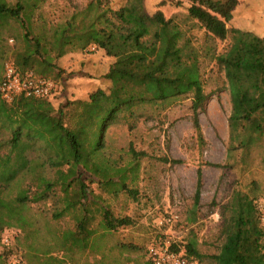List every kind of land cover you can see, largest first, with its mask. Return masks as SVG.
<instances>
[{"label":"trees","instance_id":"16d2710c","mask_svg":"<svg viewBox=\"0 0 264 264\" xmlns=\"http://www.w3.org/2000/svg\"><path fill=\"white\" fill-rule=\"evenodd\" d=\"M46 1L0 0V83L6 62H12L21 73L32 72L53 80L55 88L60 86L59 94L54 88L46 98L21 95L6 102L0 94V208H15L3 199L8 194L5 198L12 197V203L21 207L54 200L61 207L55 208L52 219L70 215L75 220L74 228L62 230L64 240L60 239L70 246L66 249L70 260L105 264L101 238L135 221L132 216L115 214L103 193L116 198L124 193L138 200L136 186L147 155L133 144L115 155L107 142L112 127L124 125L133 130L138 117H147L149 108L190 99L193 127L203 146L200 113L217 93L206 90L210 75L219 78L225 72L228 81L236 75V83L230 81L236 99L250 101L251 87L261 86L264 77L249 85L240 75L247 78L264 72V36L227 25L239 0H188L182 18L166 17L161 9L149 13L143 0H128L118 9L110 0H90L59 19L37 13ZM165 4L161 0L158 6ZM6 36L16 42L10 55L3 43ZM227 39L229 46L219 52V42ZM72 55L79 61L77 70L64 66L66 57ZM68 93L76 97L70 99ZM243 112L229 118L228 155L231 158L236 150V165L246 171L264 167V101ZM161 160L182 163L166 157ZM94 183L102 191L99 194L92 188ZM248 186L254 203L260 183L251 180ZM202 188L199 168L195 208ZM229 209L222 208L220 252L212 257L220 264H264L260 254L264 230L259 231L256 218L250 216L252 208H236V216L228 215ZM14 213L0 210V232L11 225L6 218H13ZM189 220L196 221L195 211ZM91 241L100 255L94 261L86 260ZM172 245L199 262L202 259L195 240ZM115 247L128 253L138 249L130 243ZM77 253L85 256L82 262L74 260ZM143 256L147 257L144 264H153L147 250ZM130 260L126 258L127 264Z\"/></svg>","mask_w":264,"mask_h":264},{"label":"rangeland","instance_id":"374dc122","mask_svg":"<svg viewBox=\"0 0 264 264\" xmlns=\"http://www.w3.org/2000/svg\"><path fill=\"white\" fill-rule=\"evenodd\" d=\"M89 1L47 0L37 13L41 12L50 19H59L71 12L74 6L84 7ZM110 1L116 9L128 2ZM160 1L142 2L149 13L161 9L166 17L177 15L182 18L187 14L188 0H166V4L159 7ZM227 25L264 36V0H239L234 17ZM230 42V39L219 42V52L227 49ZM3 43L11 51L10 55L16 42L11 36H6ZM240 77L252 85L264 77V72L251 73L247 78L242 75ZM252 77L253 80L250 79ZM231 78L233 80L228 81L225 72L219 78L215 73L210 75L206 90L216 89L217 93L209 98L205 111L200 113V124L206 141L203 146L198 142L193 127L190 99L149 108L147 117H138L137 126L133 130L124 125L112 127L107 142L112 144L115 155L119 154L121 148L128 149L130 144L137 150L147 152V155L141 161V174L136 186L139 191L138 200L133 201L124 193L117 198L103 193L115 214L132 216L135 221L134 225L101 238L105 264H127L126 258L131 259L129 264H144L147 257L143 253L154 242L169 241L183 246L190 240L197 242L202 255L200 264H220L212 256L220 252L218 231L222 208L226 207L230 208L226 210L228 215L235 216L236 208H252L250 216L256 218L258 230H264V167H251L242 171L241 166L236 165L239 153L235 150L231 158L228 155L231 144L229 118L264 101V82L261 86L251 87L250 101H242L236 99V91L231 89L230 81L236 83V75ZM221 87L226 89L221 90ZM55 90L59 94L60 86H56ZM67 95L70 99L76 97V93ZM164 157L182 160V163H166L161 160ZM215 164L222 166L216 167ZM199 168L203 172V188L200 204L195 208L194 194ZM46 175L49 176L48 172ZM251 180L260 183L259 197L254 203L248 192V182ZM92 188L97 194L102 192L95 183ZM58 194L61 196L60 191ZM8 195L3 199L10 201L15 208L0 210L4 213L14 210L15 215L11 219L6 218L11 225H6L0 232V264H11L14 258L19 264H74L67 256L66 249H70V246L64 244L62 230L74 228L75 220L70 215L59 220L52 219V212L61 204L55 205L54 200L48 199L21 207L12 203V197L5 198ZM194 211L196 221H191L189 218ZM171 216H177V219L167 224L166 220ZM97 223H94L95 227ZM6 239L9 243H5ZM120 243H130L138 249L132 253L122 252L115 247ZM260 244V254L264 258L263 235ZM86 251L89 256L86 260L94 261L95 256H100L96 254L93 241ZM84 259L85 256L79 253L74 256L76 261L82 262Z\"/></svg>","mask_w":264,"mask_h":264},{"label":"built area","instance_id":"2783aa9c","mask_svg":"<svg viewBox=\"0 0 264 264\" xmlns=\"http://www.w3.org/2000/svg\"><path fill=\"white\" fill-rule=\"evenodd\" d=\"M55 82L51 79L38 77L32 72L21 73L14 63L6 62L3 79L0 83V94L6 102H13L18 96L46 98L52 94ZM171 216L167 224L176 220ZM5 243H9L6 239ZM147 254L153 264H200L194 258L187 256L184 251H176L171 242L156 241L147 248ZM11 264H19L13 259Z\"/></svg>","mask_w":264,"mask_h":264},{"label":"crops","instance_id":"0c3cea01","mask_svg":"<svg viewBox=\"0 0 264 264\" xmlns=\"http://www.w3.org/2000/svg\"><path fill=\"white\" fill-rule=\"evenodd\" d=\"M72 57H73V55L66 57L64 66L67 67V69H69V70H77L80 66L79 61L73 60ZM69 59H72V60L70 61Z\"/></svg>","mask_w":264,"mask_h":264}]
</instances>
